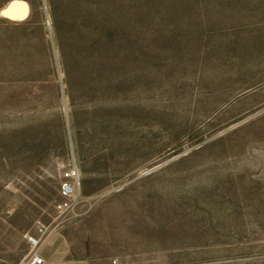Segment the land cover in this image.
Here are the masks:
<instances>
[{
	"label": "rangeland",
	"instance_id": "374dc122",
	"mask_svg": "<svg viewBox=\"0 0 264 264\" xmlns=\"http://www.w3.org/2000/svg\"><path fill=\"white\" fill-rule=\"evenodd\" d=\"M25 1L0 16V264L38 223L45 264H264V0H162L109 68Z\"/></svg>",
	"mask_w": 264,
	"mask_h": 264
},
{
	"label": "trees",
	"instance_id": "16d2710c",
	"mask_svg": "<svg viewBox=\"0 0 264 264\" xmlns=\"http://www.w3.org/2000/svg\"><path fill=\"white\" fill-rule=\"evenodd\" d=\"M40 1L28 0L31 4ZM161 1L46 0L60 44L88 46L108 68L116 65L120 50L125 49L124 53L133 49V32L146 26L153 7Z\"/></svg>",
	"mask_w": 264,
	"mask_h": 264
},
{
	"label": "built area",
	"instance_id": "2783aa9c",
	"mask_svg": "<svg viewBox=\"0 0 264 264\" xmlns=\"http://www.w3.org/2000/svg\"><path fill=\"white\" fill-rule=\"evenodd\" d=\"M70 189L71 188L68 184H63L61 186V193L65 197H67L70 194ZM66 206H68L67 200H63L58 203L59 208H65ZM47 234V226L38 223L35 228V233L28 234L26 236V241L29 245V250L18 262L14 264H45L44 258L38 253V248L45 241Z\"/></svg>",
	"mask_w": 264,
	"mask_h": 264
},
{
	"label": "bare ground",
	"instance_id": "6f19581e",
	"mask_svg": "<svg viewBox=\"0 0 264 264\" xmlns=\"http://www.w3.org/2000/svg\"><path fill=\"white\" fill-rule=\"evenodd\" d=\"M11 3H12V0L8 2L7 4H5L4 6H2L0 8V11L7 9ZM27 12H28V3L25 0H20V5L12 10V15L24 16Z\"/></svg>",
	"mask_w": 264,
	"mask_h": 264
},
{
	"label": "snow or ice",
	"instance_id": "6c2138e0",
	"mask_svg": "<svg viewBox=\"0 0 264 264\" xmlns=\"http://www.w3.org/2000/svg\"><path fill=\"white\" fill-rule=\"evenodd\" d=\"M20 5V0H12L7 9L0 11V16H11L12 19H23V16L12 15V10Z\"/></svg>",
	"mask_w": 264,
	"mask_h": 264
},
{
	"label": "crops",
	"instance_id": "0c3cea01",
	"mask_svg": "<svg viewBox=\"0 0 264 264\" xmlns=\"http://www.w3.org/2000/svg\"><path fill=\"white\" fill-rule=\"evenodd\" d=\"M39 255L42 256V254H39ZM42 257H44L46 260L49 258L48 255H47L46 253H43V256H42Z\"/></svg>",
	"mask_w": 264,
	"mask_h": 264
},
{
	"label": "water",
	"instance_id": "95a60500",
	"mask_svg": "<svg viewBox=\"0 0 264 264\" xmlns=\"http://www.w3.org/2000/svg\"><path fill=\"white\" fill-rule=\"evenodd\" d=\"M28 12H29V4H28ZM28 12L25 14V16L28 14ZM25 16H23V18H24Z\"/></svg>",
	"mask_w": 264,
	"mask_h": 264
}]
</instances>
